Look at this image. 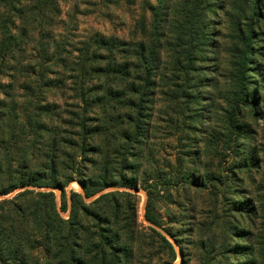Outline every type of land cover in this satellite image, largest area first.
Masks as SVG:
<instances>
[{"label":"trees","instance_id":"trees-1","mask_svg":"<svg viewBox=\"0 0 264 264\" xmlns=\"http://www.w3.org/2000/svg\"><path fill=\"white\" fill-rule=\"evenodd\" d=\"M259 1L251 0L257 21L264 18ZM59 2L0 0V77L5 72L9 78H0V195L20 189L0 200V264H171L173 244L152 226L140 228L136 194L120 189L139 187L138 160L151 137L156 88L168 77L161 63L171 59V73L187 79L193 69L203 82L199 64L214 45L218 0H177L172 20L161 4H152L151 24L142 16L131 39L94 32L79 40L54 36ZM243 20L249 18L235 21L244 47L240 79L255 52L254 27ZM170 24L175 37L166 31ZM32 44L34 56L28 53ZM243 85L227 116L230 128H236L241 103H256ZM150 180L145 218L159 225L150 208L152 191L170 181ZM73 181L83 193H67ZM111 186L120 189L86 200ZM262 235L264 228L258 246Z\"/></svg>","mask_w":264,"mask_h":264},{"label":"rangeland","instance_id":"rangeland-1","mask_svg":"<svg viewBox=\"0 0 264 264\" xmlns=\"http://www.w3.org/2000/svg\"><path fill=\"white\" fill-rule=\"evenodd\" d=\"M259 2L264 4V0ZM152 4H161L169 19L171 6H179L177 0H60V14L52 32L56 39L67 33L79 40L94 32L131 39L142 16L148 26L151 24ZM217 5L214 45L209 46L207 59L199 64L203 82L193 69L187 79L171 73V59L161 63L160 72L169 69L168 77L159 82L165 86L156 88V112L150 122L146 120L151 137L143 143L138 160L139 187L111 186L86 200L118 189L135 193L137 223L141 229L152 226L169 239L176 251L171 264H264V242L258 246L256 240L264 228V18L257 21L251 15V0H218ZM261 7L264 13V5ZM237 17H248L249 21L243 23L254 27L255 52L242 79L238 77L239 51L244 47L236 34ZM166 31H175L174 24ZM28 53L34 56L33 44ZM0 78L9 79L5 72ZM244 83L247 97L256 99V103H241L236 128H230L227 116L232 114L229 112L239 84ZM185 93L194 97L186 98ZM150 178L161 185L170 181L152 191L150 208L159 225L145 218L150 198L145 187L154 181ZM19 190L0 195V200ZM53 190L60 202V190ZM66 190L84 192L78 181L71 182ZM238 229L247 233L245 237L237 234ZM252 245L255 256L249 253ZM241 249L243 254L239 253ZM162 257L164 261L169 258L168 254Z\"/></svg>","mask_w":264,"mask_h":264},{"label":"bare ground","instance_id":"bare-ground-1","mask_svg":"<svg viewBox=\"0 0 264 264\" xmlns=\"http://www.w3.org/2000/svg\"><path fill=\"white\" fill-rule=\"evenodd\" d=\"M98 195V194H97Z\"/></svg>","mask_w":264,"mask_h":264}]
</instances>
